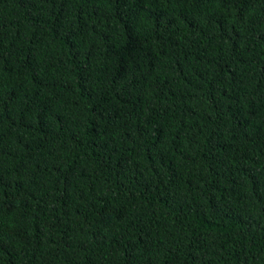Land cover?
Masks as SVG:
<instances>
[{"label": "trees", "instance_id": "obj_1", "mask_svg": "<svg viewBox=\"0 0 264 264\" xmlns=\"http://www.w3.org/2000/svg\"><path fill=\"white\" fill-rule=\"evenodd\" d=\"M0 264H264V0H0Z\"/></svg>", "mask_w": 264, "mask_h": 264}]
</instances>
